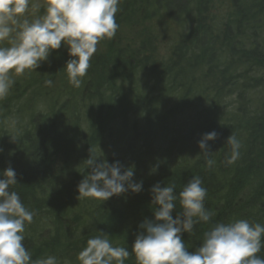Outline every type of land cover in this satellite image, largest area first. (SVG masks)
Here are the masks:
<instances>
[{
    "label": "trees",
    "instance_id": "obj_1",
    "mask_svg": "<svg viewBox=\"0 0 264 264\" xmlns=\"http://www.w3.org/2000/svg\"><path fill=\"white\" fill-rule=\"evenodd\" d=\"M142 1L121 0L116 15L119 27L153 23L134 51L128 45L98 54L79 89L61 77L69 99L55 112L28 116L13 145H7L0 118L6 153L0 172L15 170L17 185L11 190L35 213L23 241L33 259L52 254L59 264H79V251L96 232L131 252L139 225L154 218L152 186L174 183L178 194L193 176L207 189L212 222L264 224V0ZM142 5L145 16L136 19ZM163 36L169 41L160 54L155 41ZM58 72L62 76L63 67ZM82 109H87L85 127ZM114 125L127 129V148L106 160L134 166L132 179L142 181V190L106 201L78 200L77 186L90 172L87 159L113 150ZM211 131L218 133L208 142L216 163L208 167L198 156V141ZM231 134L241 148L228 164ZM156 141L166 143L162 153H155ZM174 153L182 158L171 160ZM180 211L177 202L173 218ZM209 226L200 223L193 235L181 234L189 252L200 247ZM257 255L264 258V249ZM126 264H135L134 255Z\"/></svg>",
    "mask_w": 264,
    "mask_h": 264
},
{
    "label": "clouds",
    "instance_id": "obj_2",
    "mask_svg": "<svg viewBox=\"0 0 264 264\" xmlns=\"http://www.w3.org/2000/svg\"><path fill=\"white\" fill-rule=\"evenodd\" d=\"M120 3L121 0H0V100L9 95L14 77L35 72L62 44L70 57L63 71L73 88H81L97 45L116 35ZM44 85L51 87L53 80L46 79ZM16 123L11 121V126ZM217 138L218 133L211 131L198 141V156L205 158L208 167L216 163L208 142ZM226 144L230 146L226 163L231 164L240 156L241 143L231 134ZM86 168L90 172L77 186L78 200L106 201L142 190V181L132 179L134 166L124 168L119 161L109 164L101 157L90 156ZM14 185L16 172L9 166L0 172V264H59L58 257L52 254L33 259L23 243L26 226L33 222L35 213L11 190ZM175 188L174 183L152 186L154 218L139 225L141 231L131 252L114 245L103 232H96L79 251V264H126L133 255L135 264H264V258L257 255L264 249V224L248 219L212 222L215 213L205 205L207 189L199 176H193L178 194ZM177 202L182 211L173 218ZM200 223L210 226L203 233L200 247L189 252L181 234L193 235L194 226Z\"/></svg>",
    "mask_w": 264,
    "mask_h": 264
},
{
    "label": "rangeland",
    "instance_id": "obj_3",
    "mask_svg": "<svg viewBox=\"0 0 264 264\" xmlns=\"http://www.w3.org/2000/svg\"><path fill=\"white\" fill-rule=\"evenodd\" d=\"M141 3L144 5L145 3L141 0ZM140 8L142 11L141 16H136V19L142 18L145 16V7ZM117 15V14H116ZM153 23L146 21L141 22L137 21L135 23L124 24L122 23L118 28L116 35L112 39H105L101 40L100 43L97 45V51L91 58L90 62L98 55L104 54L110 49V47H120V46H130L134 51L136 47V43H138L139 39L144 35L150 34L151 31L154 29ZM145 28V29H144ZM152 28V30H151ZM169 37L158 38L155 41V45L162 54L165 52V45L169 41ZM137 57V55L135 56ZM70 59L68 55V49L62 44L60 49L54 50L51 52L47 61L43 62L40 67L35 69V72H27L22 76H16L15 84L11 88L9 95L0 100V108H2V112L0 113V118L3 120V124L1 127L2 132H5V137L10 140L7 142V145H13L16 142V137L20 134L23 128L27 125L28 116L33 115H46L50 111H57L63 102L68 98V92L62 91L61 87V77L67 78L65 72H63L62 76L59 74L58 70L62 67L64 68L67 60ZM47 65V66H46ZM65 74V75H64ZM44 75H46V79H52L53 85L51 87L40 86L38 81L40 79H45ZM68 81V79H67ZM66 84V83H65ZM70 87L69 82L66 84ZM36 86L38 89H36ZM58 89L60 91H58ZM10 98V101H9ZM12 98V99H11ZM75 102L78 100L74 98ZM8 101V102H6ZM4 105V106H3ZM69 108V107H68ZM67 108V109H68ZM87 109H82L81 120L82 124L81 127H85L87 122ZM74 110L71 109V113L69 111L68 114H73ZM72 117V116H71ZM15 120L17 123L15 127L11 126V121ZM85 122V123H84ZM175 125V124H174ZM113 127V135H112V142L110 145L112 146L113 150L105 149L101 151V154L97 157H101V159L106 160V158L110 157L113 152L117 155L119 154V150L123 148H127V141L125 140L126 130L121 125H114ZM15 134V135H14ZM1 138V135H0ZM106 143V142H105ZM107 144V143H106ZM166 143H161L160 141H156L154 145L155 153H162L165 149ZM6 153L2 147V143L0 142V157L3 158ZM161 156V155H160ZM179 157L182 158V154L174 153L171 160L178 159ZM159 158V155L157 156ZM3 160V159H2ZM4 161V160H3ZM107 161V160H106ZM99 162V160H98ZM111 164L110 162H108Z\"/></svg>",
    "mask_w": 264,
    "mask_h": 264
}]
</instances>
